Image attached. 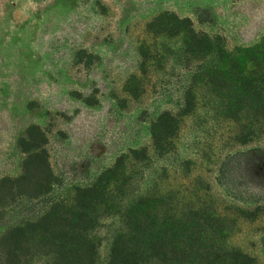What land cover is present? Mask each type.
<instances>
[{"label":"rangeland","instance_id":"374dc122","mask_svg":"<svg viewBox=\"0 0 264 264\" xmlns=\"http://www.w3.org/2000/svg\"><path fill=\"white\" fill-rule=\"evenodd\" d=\"M165 11L221 36L228 49L264 38V0H0V180L21 174L19 141L31 125L47 135L55 175L50 195L7 208L0 237L51 199L94 183L119 156L147 148L150 161L129 164L142 179L133 188L163 181L165 189L207 197L233 218L252 210L254 219L240 218L231 242L264 264V139H232L241 124L258 130L256 121L230 119L200 89L196 108L181 117L177 153L154 155L153 123L165 110L185 108L192 83L182 37L148 31ZM115 221L99 230L98 264L109 262Z\"/></svg>","mask_w":264,"mask_h":264},{"label":"trees","instance_id":"16d2710c","mask_svg":"<svg viewBox=\"0 0 264 264\" xmlns=\"http://www.w3.org/2000/svg\"><path fill=\"white\" fill-rule=\"evenodd\" d=\"M148 31L182 37L181 55L192 80L185 108L178 114L163 111L152 125L156 158L177 153L181 117L196 108L200 89L220 101L230 119L259 124L258 130L238 126L234 142L247 144L255 133L264 139V38L254 46L228 49L221 36L199 31L190 18L170 11L156 16ZM47 139L38 125L20 139L22 172L0 180V218L23 198L52 193L55 175ZM151 157L147 148L130 150L94 183L74 188L68 199H51L42 212L8 227L0 237V264H98L99 230L111 218L116 226L108 264H261L231 242L238 220L254 219L252 210L241 209L239 218H233L207 197L174 186L165 189L163 181L133 188L142 179L129 164Z\"/></svg>","mask_w":264,"mask_h":264}]
</instances>
